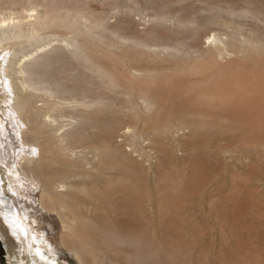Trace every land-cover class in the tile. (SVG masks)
<instances>
[{
    "label": "bare ground",
    "instance_id": "6f19581e",
    "mask_svg": "<svg viewBox=\"0 0 264 264\" xmlns=\"http://www.w3.org/2000/svg\"><path fill=\"white\" fill-rule=\"evenodd\" d=\"M30 1H20L29 5L27 12L24 9V13L0 15V58H4L9 47L17 49L6 67L5 80L0 77L4 93L16 97L14 104L11 103L14 110L9 115L10 128L0 120V163H8V156L12 159L8 171L12 174L14 192L21 194L20 197H30L28 191L34 192L37 185L42 188L41 205L55 212L67 230L62 235L64 247L84 258L83 264H88V258L97 260L100 256V252L90 247V242L96 241L90 229H97L94 224L100 222L97 216L93 217L96 206L107 210L105 206L108 204L101 199H107V203L119 212L116 214L130 223L129 231L143 232L144 223L136 225L135 222H140L144 209L152 206L146 201L145 173L139 169L146 170L141 163L134 166L137 160H130L121 148L114 146L115 135H122L124 147L137 148L148 145V141L149 145L155 142L151 136L159 137L163 128L175 133L196 125L218 124L264 132V35L259 38L235 37L241 45L240 52L253 56L251 73L244 77L243 74L247 73L238 70L226 76L227 67L223 60L238 51L226 47L223 37L218 34L209 36L204 45L194 42L153 43L127 36L103 20L90 21L85 5L79 0L53 1L49 7L60 10L54 16L49 14L50 11L45 13V9L40 11L36 3ZM232 1L235 3L230 0L222 2L229 3L225 7L229 10L243 4L254 18L264 23V0ZM219 3L221 0L216 4L213 2L217 7ZM173 20L172 17L161 19L165 22ZM180 23L189 29L196 22L189 16ZM58 52L59 55L54 54ZM37 98L42 99L49 109L36 106ZM10 100L12 98H6V103ZM110 113L120 117L119 123L99 119V116L106 117ZM112 122L116 123L114 127ZM27 123L34 124V132L47 133L48 137L45 136L43 141L36 136L28 137L24 129ZM52 124H57V129H50ZM77 126L81 130L75 131ZM99 133H102L101 138L97 137ZM93 135L99 138L97 142L93 141ZM38 153L45 164L32 162L35 159L31 155ZM73 164L83 165L84 170L90 166L103 177L106 176L104 172L116 171L118 175L108 179L111 186L103 192L109 190L107 196L102 190L100 196L95 197L96 202L100 201L98 203L88 200L77 205L68 203L63 197L64 191L59 188L65 189L71 184L67 178L73 175ZM47 169L55 170V173H49ZM104 180L106 182V177ZM108 183L105 184L109 186ZM73 185L77 193L71 196L82 200V195L78 194L81 186ZM159 205L163 211L161 202ZM8 208L4 206L1 211L9 212V216L5 214L9 228L25 248L22 260L27 264H50L46 250L51 252L52 247L43 237L44 229L40 223L34 218L31 223L38 226L31 225L29 229L22 216L13 214ZM116 218L120 219L119 215ZM108 223L104 226L108 227ZM119 226L121 229V224ZM112 234L108 237L111 238ZM120 234L125 236L126 233ZM12 246L18 248L15 255L19 258L21 246L15 242Z\"/></svg>",
    "mask_w": 264,
    "mask_h": 264
},
{
    "label": "rangeland",
    "instance_id": "374dc122",
    "mask_svg": "<svg viewBox=\"0 0 264 264\" xmlns=\"http://www.w3.org/2000/svg\"><path fill=\"white\" fill-rule=\"evenodd\" d=\"M13 1L16 2L13 3ZM20 1L27 3V0H0V15L11 16L15 12H27L29 5ZM53 1L55 0H31L30 2L36 3L40 11L44 12L43 9H45V13L50 11L49 14L54 16L56 13L58 15L60 10L56 8L55 11V8L49 7ZM79 1L85 5L90 21L99 19L101 22L109 23L113 28L121 29L127 36L142 38L153 43L194 42L204 45L209 36L213 34L222 36L226 47L232 51H238L232 52L224 59L225 61L223 60L225 68L227 67L226 76L238 70L247 73L243 74L244 77H248L251 73L253 56L240 52V44L236 38H259L264 35V23L254 18L245 5L239 4L238 7L235 6L236 9L233 7L234 10H229L225 8L229 6V3L227 5L222 2L225 0H221L218 7L214 6L218 0ZM230 2L235 3L232 0ZM189 16L194 18L196 23L188 29L183 27L180 21ZM165 17H172L174 20L161 21ZM227 34L232 37L228 38ZM16 53L15 47H9L5 51L4 58H0V77L3 80H5L6 67ZM3 88L1 85L0 120H3L4 124L10 128L9 115L14 110L11 103L14 104L16 97L10 93H4ZM6 98H12V100L6 103ZM42 99L46 100L45 97ZM42 99L35 102L36 106L47 108ZM114 115V113L106 114L107 118L99 116V119L105 118L103 121L107 123L111 120L119 123L120 117L117 118V115ZM114 123L112 122L113 127ZM52 125L50 129L54 127L57 129V124ZM0 128L2 129L1 125ZM24 129L28 132L26 134L28 137L36 136L40 141L48 137L47 133L34 132V124L27 123ZM163 129L164 131L160 130L159 137L151 136L155 140L151 145L148 141V145H139L137 148L124 147V139L120 133L113 137L114 146L121 148L124 156L130 160H137V163L130 161L134 163V166L141 163L143 170H146L139 169L145 173L143 178L146 201L152 203V206L144 209L140 222H135L136 225L144 223L143 232L134 230V233L133 230L129 231L130 223L121 219L123 217L120 214H118L120 219L116 218L118 217L116 213L119 212L109 202L107 203V199H101L100 201L104 200L105 205L108 204L109 209L106 206L107 210L99 205L96 206L93 217L97 216L96 218L100 221L96 220L98 223L94 224V228L97 225L98 230L90 229L96 239L90 242L92 244L90 247L100 252V256L97 260L88 258L90 261L88 264H264V132L256 130L253 132L218 124L196 125L175 133ZM74 130L79 131L81 127L77 126ZM101 136L102 133H99L97 137L101 138ZM92 137L96 142L99 139L94 138V135ZM31 156L35 159L32 160L34 164L36 163L35 165H40V162L46 163L40 159L39 153ZM10 159L8 156V163H0V264H27L22 260L25 248L16 239L6 221L5 214L8 216L10 214L1 211L4 206L10 207L7 210L13 214L21 215L29 229L31 225L38 226L36 223H31L34 218L40 223L42 230L44 229L43 237L49 240L52 247L51 252L46 250L50 264H83L84 258L81 259L75 252L64 247L62 235L67 230L63 227L59 216L41 205L42 188L37 185L34 192L31 193L29 190L30 197L24 195L20 197L21 194L14 192L13 179H10L12 174L8 171ZM32 162L29 164L32 165ZM76 164H73V169L71 168L73 175L68 176L69 182H67L81 186L82 190L78 194L82 195V200H76L71 196L77 193L73 184L68 185L71 189L59 188V191H64L65 200L72 205L83 203L85 200L96 202L95 197L100 196L99 192L103 190V193L104 190L109 189L111 186L109 180L118 175L116 171L104 172L106 173L104 176L106 182H104L101 172L90 166L84 170L83 165ZM47 171L55 173L52 169ZM23 184H25L24 181ZM97 189L99 191H96ZM108 192L103 193L104 196ZM65 194L68 196L66 197ZM160 202L163 211H160ZM90 207L94 208L93 205ZM96 212L100 214V219ZM125 222L127 224L123 225ZM106 223L109 228L104 226ZM1 226L4 227L1 228ZM111 232L116 236L112 234L111 238L108 237ZM118 233L126 234L125 236L120 234L118 237ZM121 237H123L122 240ZM133 237L134 239L130 240ZM141 237L142 240L139 239ZM13 242L21 246L20 259L15 255L18 248L15 249L12 246Z\"/></svg>",
    "mask_w": 264,
    "mask_h": 264
}]
</instances>
